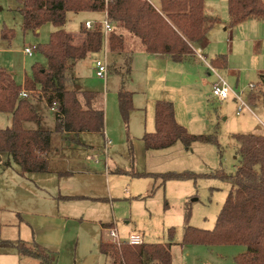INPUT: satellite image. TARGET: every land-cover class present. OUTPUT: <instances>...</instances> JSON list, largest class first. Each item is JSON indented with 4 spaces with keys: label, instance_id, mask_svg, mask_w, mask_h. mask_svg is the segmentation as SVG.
Listing matches in <instances>:
<instances>
[{
    "label": "trees",
    "instance_id": "1",
    "mask_svg": "<svg viewBox=\"0 0 264 264\" xmlns=\"http://www.w3.org/2000/svg\"><path fill=\"white\" fill-rule=\"evenodd\" d=\"M21 16L23 33L33 32L44 23L54 30L44 45L36 51L43 55L46 64L31 66L30 76H25L23 85H17L10 74L0 73V113L11 116L9 128L0 129V155L20 169V175L48 173L46 157L50 151L53 133H93L102 135L104 112L102 105L95 103L96 94L89 91L68 90L67 73L73 65L97 54L103 47L100 25L86 30L80 25V37L65 31L67 13L94 12L106 14V20L114 29L108 34L107 48L121 52L124 41L118 29L136 37L148 54L167 55L173 61H181L193 53L192 45L204 35L203 0H159L155 8L149 0H16ZM231 26L248 20L264 21V1L227 0ZM2 40L13 37L12 30L1 31ZM216 65V61H212ZM125 73H130V59L125 60ZM24 90L35 94L45 105H55L54 131L23 127L24 123H39L40 116L30 99L19 97ZM133 94L120 87L117 102L120 114L127 121L133 110ZM153 133H145L142 142L146 150H162L180 142L185 149L194 142L218 146L214 135L195 136L175 120L173 105L157 101L154 106ZM236 168L233 174L222 169L209 175L193 173H165L158 175L162 182L169 180H195L199 177L213 178L230 185L225 201L216 217L212 230H199L188 225L189 207L186 208L185 226L181 245L204 244L243 246L245 251L234 257L235 264H264V136L235 134ZM219 147V146H218ZM117 172H122L121 170ZM143 176V175H137ZM169 231V235H173ZM172 243H143L130 246L121 243L100 241L99 252L108 256L112 264H173ZM12 247L21 256L32 257L40 264L53 263L50 253L37 244L27 246L0 242V248Z\"/></svg>",
    "mask_w": 264,
    "mask_h": 264
},
{
    "label": "rangeland",
    "instance_id": "2",
    "mask_svg": "<svg viewBox=\"0 0 264 264\" xmlns=\"http://www.w3.org/2000/svg\"><path fill=\"white\" fill-rule=\"evenodd\" d=\"M16 7V0H0V35L3 29L13 32V37L9 40H2L0 37V68L11 72L15 82L20 85L25 76H30L33 64L38 63L42 66L46 64L43 55L36 50L31 57L25 56L23 50L26 47L46 44L54 28L51 24L45 23L36 34L23 33L21 16ZM97 17L101 18L96 14L67 13L65 29L75 33L79 30L80 23L83 24L86 20ZM130 36L140 45L137 38ZM102 53L103 51L93 59L79 62L68 74L69 82L66 84V89L73 90L78 86L84 91L103 95L104 98L107 94L104 129L110 136L108 139L112 141V148L109 151V158L112 161L110 170L120 168L125 173L113 174L110 171L108 182L104 179L96 181L93 191L96 199L76 202L78 207H73L69 211H65L64 207L61 208V214L71 217L83 214L84 217L81 220L77 217L67 222L66 245L63 246L61 254L57 251L58 258L61 255V262L58 260L57 264H94V262L107 264L100 258L97 248L99 238L97 222L104 225L114 223L121 242L127 240L129 233H138L142 235L146 244L172 243L170 250L173 264H235L233 259L245 251L243 246L181 245L186 208L189 207L190 227L205 231L212 230L230 185L219 179L206 177L162 182L158 175L193 173L202 176L219 169L227 175L233 174L237 159L236 145L232 136L235 134L264 136V97H260L257 107H252L251 111L245 110L241 115H236L233 99V101L231 99L221 101L210 96L211 101L207 103L205 89L202 87L200 98L196 92L189 97L195 102L194 112L191 111L188 115L182 111V118L179 117L176 122L191 135H214L219 147L194 142L185 149L180 142H177L168 155L160 151L145 152L141 136L146 132L145 127L154 130L153 111L149 110L147 114L144 110L131 112L127 121H124L117 102L120 79L108 73L105 81L100 80L95 76L92 67L95 60L104 58ZM128 84L131 91L138 92L134 97L138 96V101L144 104L145 99L138 86H132L130 82ZM248 87L249 84L241 85L237 88V92L247 95ZM25 92L28 95L27 99L40 101L35 105L42 116L41 129L54 131L56 108L55 111H51V108L35 94L30 96L31 93ZM10 125L9 115L0 113V129L9 128ZM258 125L263 129L261 132L256 129ZM25 128H38V124L28 123L25 124ZM54 134L57 136L60 133ZM54 139L55 136L53 142ZM96 142L101 143L98 139ZM103 167L101 163V166L94 167V170L103 172ZM3 168L6 167L0 163V173ZM11 173L13 171L7 170L0 178V236L3 237L17 234L20 222H26V214L21 213L23 210L33 211L30 207H21L18 202H8L4 187L8 185V177L12 175ZM34 196L36 194L34 195L32 191L31 197ZM170 230L174 232L172 236L169 235ZM103 238H107L105 242L112 243L107 233H103ZM96 257L98 261L95 260ZM145 264L152 263L145 259Z\"/></svg>",
    "mask_w": 264,
    "mask_h": 264
},
{
    "label": "crops",
    "instance_id": "3",
    "mask_svg": "<svg viewBox=\"0 0 264 264\" xmlns=\"http://www.w3.org/2000/svg\"><path fill=\"white\" fill-rule=\"evenodd\" d=\"M149 1L155 8H158L159 0ZM78 14L100 15L101 18L97 17L85 21L95 25L106 19L104 12H82ZM203 15L204 35L202 39L192 45L193 53L181 61H173L167 55L148 54L143 45L141 43L139 45L136 39L123 29H118V33L124 41V48L121 52H110L107 48V39H104L102 50L86 58L93 59L103 51L102 54L107 64L108 73L120 79L118 89L123 86L133 94V110L131 112H142L144 110L147 114L149 110H152L154 130V106L157 101L172 103L175 120H178L179 117L182 118V111L183 113L185 111L188 115L191 114V111L194 112L195 102L189 97L196 92L200 98L202 87L205 89L204 94L207 103L211 101L209 99L211 87L215 83L216 77L209 71L207 65L214 68L230 87L233 86L231 88L234 91H237V88L241 85H255L256 89L254 91H248L247 95H244L250 111L252 107H257L260 97H264V21L248 20L237 26H231L227 11V0H203ZM84 23H80V25L84 26ZM38 30L39 28L33 33H38ZM79 31L80 27L77 32L71 34L78 38L80 37ZM198 56H201L203 60L199 59ZM126 59H130V73L128 74L125 73L124 66ZM212 61H216V65H213ZM77 64L73 65L72 70ZM0 71L10 74L14 80V75L11 72H7L2 68H0ZM68 74L67 77L69 78ZM129 82L132 83V86H138L139 91L143 93L144 104L138 101V96L134 97V94L138 92L131 91L128 88ZM20 85L22 86L23 82ZM79 90L84 91L82 87H79ZM184 93L186 94L183 95ZM95 94V103L102 105L104 112V107L107 105V94H105V98L103 95ZM228 99L232 100L233 98L229 97ZM38 102L40 101L31 100L36 111L35 103ZM37 113L39 114L38 111ZM39 116L38 128H29V130L41 129L42 116L40 114ZM9 117L11 122V116L9 115ZM25 124L28 123L23 124L24 128ZM256 129L259 132L263 130L259 125ZM154 130L145 127L146 132H143L141 141L145 133H153ZM109 137L107 131L105 133V129L102 135L61 133L56 136L53 133L50 141V151L46 157L49 168L48 173H33L21 176L19 167L11 162L9 167L3 168L0 178L7 170L13 171L12 175L8 177V185L4 187L8 202H18L21 207L27 206L33 211L23 210L21 213L26 214V222H20L17 234L0 236V242H9L13 245L21 242L27 246L37 244L50 253L53 263H58V260L61 262V255L58 258L57 251L61 254L63 246L66 245L67 222L77 217L81 220L84 217L83 214L75 217L61 214V208L64 207L65 211H69L73 207H78L76 202L85 201V199H96L93 194L96 181L101 179L106 182L109 181L110 165H112L109 158L112 141L108 139ZM97 139L102 144L96 142ZM175 145L176 143L162 150H146L144 148V151H160L168 155ZM8 161H10L8 156L0 155V163L3 167ZM101 163H103L104 171H95L94 167L101 166ZM118 170L122 172H117ZM111 173L123 174L125 172L120 168H115ZM32 191H34V195L36 194L34 198L31 197ZM96 225L99 231L97 240L99 252L100 241L107 240V238H103V233L108 234L107 230L111 227L115 228V224L104 225L97 222ZM22 230H24L23 234ZM130 234L133 233H129L128 236ZM108 239L111 240L109 234ZM118 239L121 242L119 234ZM99 255L107 264H112L108 256L100 252ZM95 260L98 261V257ZM0 264H40V262L32 257L21 256L16 249L8 247L0 248ZM94 264L98 263L94 262Z\"/></svg>",
    "mask_w": 264,
    "mask_h": 264
},
{
    "label": "built area",
    "instance_id": "4",
    "mask_svg": "<svg viewBox=\"0 0 264 264\" xmlns=\"http://www.w3.org/2000/svg\"><path fill=\"white\" fill-rule=\"evenodd\" d=\"M100 25V31L103 35V40L107 39L108 34L112 31V25L110 22H108L106 19L101 21L99 23ZM95 24L91 22H85L84 28L86 30L94 29ZM36 50L35 46L26 47L23 50V53L25 56L31 57L33 54V51ZM199 59L203 60L201 56H198ZM92 67L95 71V76L105 81L107 78L108 70H107V64L105 62V59H97L93 62ZM209 71L213 73L216 77L215 83L211 87V97L215 98L217 100H227L229 97H232L235 101V114L241 115L245 110H249V105L247 104L244 94L242 92L234 91L227 82L216 72V70L209 65H207ZM255 88L254 84H249V91L252 92ZM19 97L22 99H27L28 95L27 93L22 90L19 94ZM52 111H55V105L51 108ZM109 237L111 239L112 244L119 246L121 243H127L130 246H140L144 243L142 235L138 233L130 234L125 242H120L118 239V234L116 229L113 227L109 228L108 230Z\"/></svg>",
    "mask_w": 264,
    "mask_h": 264
},
{
    "label": "water",
    "instance_id": "5",
    "mask_svg": "<svg viewBox=\"0 0 264 264\" xmlns=\"http://www.w3.org/2000/svg\"><path fill=\"white\" fill-rule=\"evenodd\" d=\"M75 90H79V87H78V86H76Z\"/></svg>",
    "mask_w": 264,
    "mask_h": 264
}]
</instances>
